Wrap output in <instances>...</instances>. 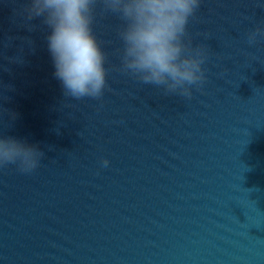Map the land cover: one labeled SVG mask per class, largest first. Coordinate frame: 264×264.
<instances>
[{
  "label": "water",
  "instance_id": "obj_1",
  "mask_svg": "<svg viewBox=\"0 0 264 264\" xmlns=\"http://www.w3.org/2000/svg\"><path fill=\"white\" fill-rule=\"evenodd\" d=\"M25 3L0 0V132L44 157L0 167V264H264V0H201L191 97L120 70L123 22L98 2L107 88L80 100Z\"/></svg>",
  "mask_w": 264,
  "mask_h": 264
},
{
  "label": "clouds",
  "instance_id": "obj_2",
  "mask_svg": "<svg viewBox=\"0 0 264 264\" xmlns=\"http://www.w3.org/2000/svg\"><path fill=\"white\" fill-rule=\"evenodd\" d=\"M98 2L123 22L122 72L185 97H191L193 86L203 85L206 51L185 39L201 0H26V19L42 18L50 29L54 76L66 97L99 99L107 88V57L93 30ZM257 36H264V28L250 32L248 43L254 44ZM43 157L38 145L0 132V167L16 165L29 173Z\"/></svg>",
  "mask_w": 264,
  "mask_h": 264
}]
</instances>
